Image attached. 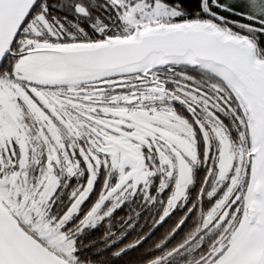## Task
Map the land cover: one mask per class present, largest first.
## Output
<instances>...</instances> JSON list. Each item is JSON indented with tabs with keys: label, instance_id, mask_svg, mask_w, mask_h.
I'll return each instance as SVG.
<instances>
[{
	"label": "snow or ice",
	"instance_id": "obj_1",
	"mask_svg": "<svg viewBox=\"0 0 264 264\" xmlns=\"http://www.w3.org/2000/svg\"><path fill=\"white\" fill-rule=\"evenodd\" d=\"M0 264H264V0H0Z\"/></svg>",
	"mask_w": 264,
	"mask_h": 264
}]
</instances>
